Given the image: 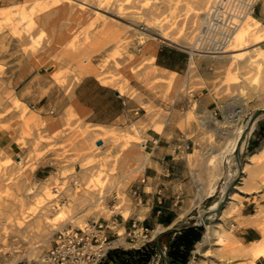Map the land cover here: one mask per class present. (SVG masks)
<instances>
[{
  "label": "rangeland",
  "instance_id": "374dc122",
  "mask_svg": "<svg viewBox=\"0 0 264 264\" xmlns=\"http://www.w3.org/2000/svg\"><path fill=\"white\" fill-rule=\"evenodd\" d=\"M81 1L93 6L102 0H0V246L15 250L7 259L23 257L19 264H40L27 255L35 247L36 255L44 257L60 227L85 228L108 220L113 224L120 214L128 218L136 204L134 185L146 170L142 143L151 131L168 139L180 133L190 144L192 222H200L204 216L238 238L234 224L245 207V212L254 214L253 220L264 219V157L258 162L250 157L264 140L255 149L239 154L241 166L236 155L222 154L237 128L264 108V0H112L125 11L124 23L132 26L125 34L120 23L112 19L100 25L94 20V8L86 9L79 5ZM246 15L252 23L258 22L253 26L257 36L250 46L259 52L249 56L261 60L260 64L250 68L206 53L196 55L194 68L189 64L185 73L147 76L154 67L149 61L142 62L145 43L135 34L137 30L154 38L157 36L149 30H165L179 43H164L159 50L178 48L191 57L184 43L206 39L205 29L218 20V24L230 25L234 36L246 34L240 23ZM231 19L233 22L227 24ZM121 33L129 37L126 46L118 41ZM226 43L222 35L217 43L198 45L222 52ZM25 68L36 71L40 82L52 81L64 91L69 101L61 111L51 108L41 112L40 104H29L21 97L19 76H25L19 71ZM171 76L177 77L174 87L166 84ZM86 78L117 92L119 86H126L121 96L137 105V120L124 128L87 123L89 110L78 105L74 95L75 87ZM234 100L244 104V111L239 121L228 124L227 117L237 110ZM215 110L218 119L212 118ZM31 116L36 121L29 123L26 120ZM263 124L264 114L255 129ZM45 164H52L54 171L44 180L37 179L38 167ZM37 199L42 204L37 205ZM61 207L66 209L65 218L52 224ZM115 226L116 233H124L130 245H115L114 240L121 237H110L112 247L152 242L155 229L146 232L147 228L136 226L125 233ZM256 226L264 239L263 225ZM4 234H10L8 239ZM139 235L145 239L137 245ZM260 259L259 264H264V258ZM193 261L249 264L236 243L220 246L213 242L206 252L196 253ZM153 264L165 262L158 254Z\"/></svg>",
  "mask_w": 264,
  "mask_h": 264
},
{
  "label": "crops",
  "instance_id": "0c3cea01",
  "mask_svg": "<svg viewBox=\"0 0 264 264\" xmlns=\"http://www.w3.org/2000/svg\"><path fill=\"white\" fill-rule=\"evenodd\" d=\"M190 59L191 57L186 51L163 47L158 52L156 63L166 70L185 73L188 71ZM9 71H12L11 67ZM19 73L25 76H19V80H22L18 83L22 87L19 90L21 97L29 104H40L39 110L41 112H46L51 108H54L55 111H61L69 101L64 91L56 83L49 82V80L40 82L39 74L36 71L25 68ZM39 94L42 96L39 97ZM74 95L89 110V114L85 118L87 123L110 128H124L137 120L138 107L134 102L124 99L117 91L109 89L92 78L81 81L75 87ZM200 100L202 102L201 97ZM43 101L44 103L41 104ZM208 111L210 110L208 109ZM221 115L223 118L225 117L223 113ZM212 116L213 119H218V112L215 110ZM145 139L146 170L142 178L134 185L135 188L141 189V196L135 199L136 204L132 207L131 215L128 218H124L120 214L117 215L113 224L109 220L104 222L110 228L106 229L109 237H120L114 230L115 224H117L119 229L124 230L125 233L136 226L147 229L162 227L167 230V228H171L175 231V233L170 234L171 239H174L185 231L179 232L178 230L196 223L192 222L195 207L190 202L191 195L189 192L193 190V187L190 182L191 168L188 155L191 153H188L190 144H188L187 138L179 133L178 136L168 139L161 133L151 131L146 134ZM262 140H264V124L254 129L246 143L244 152L255 149ZM53 171L52 164H45L38 167L35 175L37 179L44 180ZM245 208L239 222H236L234 227L236 228V236L243 243L249 244L260 240V230L257 226L247 223L253 221L254 214L245 212ZM253 210H256V207ZM170 235L159 239L167 257L168 236ZM197 244L191 251L188 264L194 262ZM151 246H154L157 252L156 256L160 255L152 240L151 243L142 244L138 247H112L100 264H141V256L137 255L135 251L141 250L144 253L149 251ZM156 256H152L150 264L154 263ZM261 260L259 259L257 264Z\"/></svg>",
  "mask_w": 264,
  "mask_h": 264
},
{
  "label": "bare ground",
  "instance_id": "6f19581e",
  "mask_svg": "<svg viewBox=\"0 0 264 264\" xmlns=\"http://www.w3.org/2000/svg\"><path fill=\"white\" fill-rule=\"evenodd\" d=\"M79 5L85 7L86 9L89 6L93 7L94 9H93V13L92 14L94 15V20L96 19L98 22H100V25L101 24L107 25L106 24L107 19H112V21H114V23H120V25H118L119 29L124 34L128 33L132 29L131 24L128 25L127 23H124V21L125 22L127 21L126 17H125L126 13H124L125 11H122L121 5L118 4L117 2L114 3V1H112V0H102L99 3H96L95 5L92 6L90 3L86 2V1H81ZM112 5L113 6L115 5L116 8H114L115 6L113 7ZM118 18L123 20V21L121 22L120 20H118ZM222 19H224V18H222ZM219 21L220 20L216 21V23L214 25H212V26L210 25V26L207 27V29H205V33L208 35L206 39L205 38H200L195 43H192V44L184 43L187 46L186 48L189 49V52L191 54V63H190L191 67L190 68L192 69L195 66L194 65L195 64L194 57L196 55H198V54H205L206 55V53H210L211 54V55L209 54L208 57L218 58L220 60H226V61L228 60V62L229 61H231V62L233 61L232 63H234L235 61H238L239 63H242L243 65H245L247 67H250V68H252L254 64H256V65L260 64L262 62L261 60L252 59L251 56H249V55H252V53L259 52V50L257 48H254V47L250 46V44H252L255 41V38L257 36L256 27H253V26L256 25L258 22H255V24L252 23V20L247 15L242 17L240 19V23L244 24V28H245V30L247 32H246V34L243 33V34H240L239 36H234L233 35V33H234L233 28L230 25H225L224 26V23L218 24ZM232 22H233V19L229 20V22L227 24L232 23ZM92 23H94V22L92 21ZM149 31L151 33L155 34L157 37L154 38L153 36L145 34V33H143V31L139 32L138 30H137L138 33H135L138 36L140 35L141 36L140 40L144 41V43H145L143 45V48L141 49L142 62L149 61L151 63V65L154 67L153 70L151 72H149L147 76L149 78H151L153 76H157V72L158 73H164V74H170V75L174 74L175 72H172V71H169V70H166L164 68L159 67L156 64V60H157V57H158L159 48H160V46L162 44H164V43L178 44L179 40L176 37H173L169 33L165 32V30H162L161 32H156L155 30H149ZM222 35H223L224 38L227 39V43L223 47L224 51H222V52H220V51L211 52V51L208 50V48H200L199 45H198L200 42L204 43V45H207L209 43H214V42L217 43L219 41L220 37H222ZM125 36H123L122 33L120 35H118V41L121 44V46H126V45H128L130 43V42L127 41V39L129 37L127 38ZM263 62H264V60H263ZM174 78H175V80H174ZM176 78L177 77H175V76H171V78L166 82V84H168L170 87H174L175 85H177ZM115 81H116V79H114L110 83H113ZM125 88H126V86H124V87L119 86L117 88L118 92L120 93V95H122V96L125 95V93H126V89ZM233 103H234V105L237 106V110L236 109L233 110L232 116H228L227 117L228 124H233L235 121H239V119L242 116V113L244 111V104L240 100H234ZM78 105L83 106L80 102L78 103ZM16 107H18V106H16ZM260 110H264V108H262ZM261 116L262 115H260L258 117H255V113H254L249 118L247 123L239 126L237 128V131L234 134L233 138L227 144V146H226V148H225V150L223 151L222 154H224V155H229L230 154L234 158V156L236 155L237 152H238V154L242 153L244 151V149H245V146H246V143H247L248 139L250 138V136L252 135V133H253V131L255 129V126H256V123L258 122V119ZM32 119H33V117L31 116L26 121L29 122V123H31L33 121H36V119L35 120H32ZM166 123H167V120L164 121L161 124L162 127H161L160 131L163 129V126ZM144 145H145V143L143 142L142 143L143 149H144ZM250 157L253 158L256 162L261 160L264 157V144L260 148L256 149L254 152H252L250 154ZM242 183L246 184V181H244V182L242 181ZM25 198H28V197L26 196ZM202 199H203V196L200 195V200H202ZM247 199H250V198L247 196ZM251 199L255 200V197L253 196ZM197 200H198V198H197ZM16 204H18V201H17ZM22 204H23V206H25V204H26L25 200L23 201V199H22ZM36 204L37 205L42 204V201L40 199H37L36 200ZM19 206H20V204H19ZM41 206L45 207V204H43ZM213 207L216 209V205H214ZM15 211H16V208H15ZM11 212H13V211H11ZM34 212L38 213L35 209H34ZM9 213H10V211H9ZM65 215H66V209L61 207L56 212V214H55V216L53 218L54 222L52 224H56V222L58 223L59 221L63 220L65 218ZM6 218L8 219V217H6ZM202 219H206L207 222H209V224L207 222L205 223V226H204L205 227V233H204L203 239L196 246V249H195L196 253L203 252V251L206 252L208 250V247L213 242H215V244L220 245V246H227L229 243H236L238 251L241 253V255L243 257H245L247 260H249V264H257V260L258 259L264 258V239H260V240L254 241L252 243L245 244L246 242L243 243L241 240H239L238 238L234 237L231 233H226L224 231H221L219 229L218 225L212 223L213 220L205 218L204 216L201 217V220ZM201 220H200V222H201ZM4 222H5V219H4ZM247 223L255 225V226L257 224L259 226L263 225L262 228L264 230V219L260 218V220H253V221L251 220V222L249 221ZM255 223H257V224H255ZM21 225H22V222H19V226H21ZM11 227H12V225H11ZM18 229H19V227H18ZM169 229H171V228H169ZM2 230H4V229H2ZM24 230H26V229H24ZM164 231H166V229H164L162 227H158L157 229H155L152 232V240H154L157 236H159ZM4 232L8 233L6 231H4ZM22 232H23V230H22ZM13 233H14V231H13ZM9 235L10 234L5 235V236H7V239L9 237ZM119 236L121 238H119L118 240H116L114 242L115 245H125V246L130 245V243L126 240V237L124 236V233L119 234ZM21 237H23V235ZM144 239H145L144 236L139 235L138 241H137V245H140L141 243H143ZM3 241H6V240H3ZM3 241H1L2 244H3ZM10 241L12 242V240H10ZM5 244H3V245H5ZM15 244H14V246H15ZM0 245H1V243H0ZM11 245H13V244H11ZM7 247L3 248V247L0 246V264H19L23 257L22 258L18 257V258L14 259V260H10V258L7 259L8 257H11L13 255V252H15V250L12 252V248L9 249ZM13 249H15V248H13ZM19 249H21V248H19ZM35 250H36V248L33 247L32 250L29 252V254L27 256L28 257H32L33 256V257H35V259H38L40 264H45L44 260H43L44 257H42V258L38 257L36 255V251Z\"/></svg>",
  "mask_w": 264,
  "mask_h": 264
},
{
  "label": "built area",
  "instance_id": "2783aa9c",
  "mask_svg": "<svg viewBox=\"0 0 264 264\" xmlns=\"http://www.w3.org/2000/svg\"><path fill=\"white\" fill-rule=\"evenodd\" d=\"M132 195L140 198L141 189L136 188ZM106 229L110 228L99 221L85 228L60 227L54 234V245L44 255V263L100 264L112 249Z\"/></svg>",
  "mask_w": 264,
  "mask_h": 264
},
{
  "label": "trees",
  "instance_id": "16d2710c",
  "mask_svg": "<svg viewBox=\"0 0 264 264\" xmlns=\"http://www.w3.org/2000/svg\"><path fill=\"white\" fill-rule=\"evenodd\" d=\"M204 232V227L190 228L183 231L174 239H171V235L168 236V257L170 264H188L191 251L194 249V246L202 240ZM135 253L141 256V264H150L152 256L157 255L154 246H151L150 250L144 253L141 250H136Z\"/></svg>",
  "mask_w": 264,
  "mask_h": 264
},
{
  "label": "water",
  "instance_id": "95a60500",
  "mask_svg": "<svg viewBox=\"0 0 264 264\" xmlns=\"http://www.w3.org/2000/svg\"><path fill=\"white\" fill-rule=\"evenodd\" d=\"M262 114H264V110H258V111L255 113V117H258V116H260V115H262ZM236 158H237V160H238V163H239L240 166H241V162H240V158H239V154H238V152L236 153ZM222 205H223V203L220 204V206L218 207V209H217V212H218V213H219L220 210L222 209ZM206 222H207L206 219H202L201 222H196V223L193 224L192 226L187 227V228H184V229H180V230H178V231L181 232V231H183V230H187V229H190V228L204 227ZM172 233H175V231L172 230V229H167L166 231H164L163 233H161L159 236H157V237L153 240V242H154V244H155L157 250H158L159 253H160V256L164 259L165 264H170V261H169L167 255L165 254V252L163 251V249H162V247H161V245H160V243H159V239H160L161 237H163V236L170 235V234H172Z\"/></svg>",
  "mask_w": 264,
  "mask_h": 264
}]
</instances>
